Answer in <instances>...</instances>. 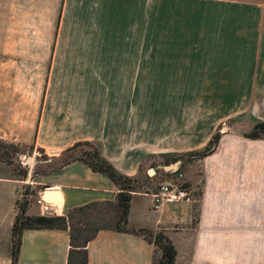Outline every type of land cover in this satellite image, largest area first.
<instances>
[{
    "label": "crops",
    "instance_id": "1",
    "mask_svg": "<svg viewBox=\"0 0 264 264\" xmlns=\"http://www.w3.org/2000/svg\"><path fill=\"white\" fill-rule=\"evenodd\" d=\"M225 89L211 111H154L139 88ZM264 122V0H0V142L50 160L92 143L114 171L133 179L158 161L161 182L178 163L190 196L152 209L151 191L130 193L128 231L101 230L87 264H151L162 233L174 264H264V142L224 128ZM152 173L154 171L152 170ZM159 182V183H161ZM25 186L57 203H29L27 216H61L114 203L119 190L80 161L27 181L0 161V264H11V229ZM133 231V232H132ZM65 229H23L15 264H66Z\"/></svg>",
    "mask_w": 264,
    "mask_h": 264
},
{
    "label": "trees",
    "instance_id": "2",
    "mask_svg": "<svg viewBox=\"0 0 264 264\" xmlns=\"http://www.w3.org/2000/svg\"><path fill=\"white\" fill-rule=\"evenodd\" d=\"M264 134V122L256 123L250 131L243 134L249 139H258L259 134ZM219 133L216 132L204 149L194 153V158H201L213 152L219 140ZM89 151L80 152L81 148ZM92 150V151H90ZM41 152V151H40ZM57 169L69 162L80 161L87 165L91 171L107 176L117 187L119 193L114 203H91L81 207L68 210L61 216L43 215L27 216L25 208L17 211L11 229V264H15L17 251L20 243V233L23 229H65L69 234V248L67 252L66 264H87L86 245L101 230H112L117 232L128 231L126 225V215L128 211L130 193L132 192L127 184L133 179H129L117 174L114 169L105 162L100 154L99 148L92 143H76L72 147L61 153ZM52 169V170H54ZM112 209L116 219L120 213L123 228L117 225L109 227L105 223V215ZM133 232V231H132ZM146 241L154 245V255L151 264H174L175 250L171 242L162 233L151 234L147 231H139ZM154 237V238H152ZM157 249L160 255L157 257Z\"/></svg>",
    "mask_w": 264,
    "mask_h": 264
},
{
    "label": "rangeland",
    "instance_id": "3",
    "mask_svg": "<svg viewBox=\"0 0 264 264\" xmlns=\"http://www.w3.org/2000/svg\"><path fill=\"white\" fill-rule=\"evenodd\" d=\"M225 89H210V88H196V87H154V88H139V114L145 112V100L146 97L152 98L154 111H183V112H209L211 111L210 97L219 94L220 91ZM259 123L256 119L246 117H240L235 120L226 121L224 126H221L217 132H221L227 127L232 132H238L240 134L247 133L251 128ZM220 135V134H219ZM257 140L264 142V134H259ZM245 138V137H244ZM249 139V138H247ZM89 151L87 148H81L80 152ZM92 151V150H90ZM197 153V152H196ZM193 154H185L179 160H187L193 158ZM50 155H45L32 147H15L0 142V161L7 165L11 174L19 180L27 181V178H32L35 174L50 172L60 162V159L50 160ZM158 161L150 162L147 166L139 169L137 177L133 178V181L127 184L128 188L132 192L146 194L154 191L157 184L162 181V177L157 174L156 169ZM152 170L154 173H152ZM22 196L17 202V210L26 208L29 203L39 201L38 196L30 197L34 195V188L25 186L21 189ZM118 219L112 209L108 210V214L105 215V223L109 227L118 226L123 228L122 219L120 213H117ZM154 238V237H152ZM160 255V250L157 249V257Z\"/></svg>",
    "mask_w": 264,
    "mask_h": 264
},
{
    "label": "built area",
    "instance_id": "4",
    "mask_svg": "<svg viewBox=\"0 0 264 264\" xmlns=\"http://www.w3.org/2000/svg\"><path fill=\"white\" fill-rule=\"evenodd\" d=\"M169 173L173 175L172 180L158 183L154 192L151 193L153 210L158 209L164 202H178L190 196V187L178 169L170 170Z\"/></svg>",
    "mask_w": 264,
    "mask_h": 264
},
{
    "label": "water",
    "instance_id": "5",
    "mask_svg": "<svg viewBox=\"0 0 264 264\" xmlns=\"http://www.w3.org/2000/svg\"><path fill=\"white\" fill-rule=\"evenodd\" d=\"M178 167V163H174L172 165H168L165 167L166 171H170V170H174V169H177ZM39 201L43 202V203H57V196L54 195V200L52 199V195H51V191H48V190H45L43 189L39 196Z\"/></svg>",
    "mask_w": 264,
    "mask_h": 264
}]
</instances>
